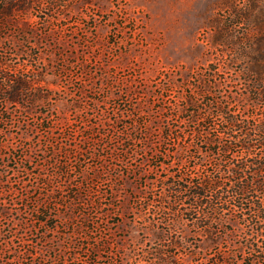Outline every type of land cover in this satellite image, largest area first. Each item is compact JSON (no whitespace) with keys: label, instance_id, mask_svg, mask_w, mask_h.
I'll list each match as a JSON object with an SVG mask.
<instances>
[{"label":"rangeland","instance_id":"rangeland-1","mask_svg":"<svg viewBox=\"0 0 264 264\" xmlns=\"http://www.w3.org/2000/svg\"><path fill=\"white\" fill-rule=\"evenodd\" d=\"M3 2L0 83L28 87L0 98V261L213 264L219 246L161 181L214 171L220 148L197 133L218 137V103L264 128V0H36L7 17ZM65 163L71 182L56 174ZM226 213L235 234L213 231L231 264H251L234 224L253 215Z\"/></svg>","mask_w":264,"mask_h":264},{"label":"trees","instance_id":"trees-1","mask_svg":"<svg viewBox=\"0 0 264 264\" xmlns=\"http://www.w3.org/2000/svg\"><path fill=\"white\" fill-rule=\"evenodd\" d=\"M34 1L36 0H4L3 17H7V15L11 16L16 12L26 11ZM6 81H11L12 83L10 85L0 83V98L3 96L6 102L9 103L18 102L19 97L22 95L23 88L28 87V83L25 80L11 79L10 77H6ZM215 109L218 113L226 116V119L221 125L222 130L219 131L218 137H210L209 133L205 131L206 129L197 133V138L206 135L209 145L215 147L219 146L220 148L218 152L213 150L210 151L211 154L216 156L222 155V159H218V163L215 164L214 171L211 172V174L207 172L206 175L200 176L197 182H195L193 178L189 180L185 177H179L176 174L166 177L164 181L161 182L163 188L171 194L170 200L172 204L181 203L182 205H189L187 212L189 214H191V212H196L198 216L192 221H195V223L199 225L201 231L206 230V232H208L210 245L207 248L213 247L212 249H215V246H219L217 247L218 251L205 259L207 263L231 264L222 243L226 240L225 236L235 234V229L228 230V227H226V225L224 226V224L232 222L233 219L232 217L225 218L228 214L226 212L230 209L234 210V212H241L242 221L247 220V218H244L247 212H250V214L252 213L253 216L251 220H249V227L243 228L239 220L235 221L234 226L239 227L243 232L242 235H244L245 244L240 245L241 251L243 252V249L248 248L252 257L254 256V258L250 259L252 261L251 264H261L264 261V241H260L264 240V128L262 126L250 125L248 121L234 116L231 113L230 107L224 105V103H218ZM131 126H135V124ZM230 127L242 134L235 135L229 132L228 130ZM173 131L174 127L169 125L164 129L163 134L171 138ZM259 132H262L263 135L259 136ZM166 137L164 138L166 139ZM257 137L259 139H257ZM224 138H226V140H224ZM178 139L182 142L186 137H178ZM134 140L135 139L130 136L126 139V141L129 142H133ZM235 145L248 151V158H254L256 161L250 164L247 160H244L245 158L243 157H237L235 160L226 159L225 155L229 154ZM256 146L259 147L258 153H252ZM188 149L189 148L182 149L183 152L180 153L178 157V165L183 163V155H189L191 157V153ZM58 152L60 151L56 153ZM56 174L66 179V182H71L68 163L62 165ZM256 195L260 198L257 202L253 199ZM46 209L49 208L46 207ZM6 215L5 209L2 208L0 217H6ZM48 216V220L45 219L46 224H49L50 220L55 218L50 217L49 219ZM236 218L237 217H235V219ZM45 220L42 222H45ZM214 221L215 223H220L222 225L221 227L227 231L225 236L220 237L217 235L218 233L216 231H213L212 224ZM205 222H210L211 224L209 223L206 225ZM210 232H212L213 235H210ZM96 250L100 251L99 248ZM248 258L249 257H246L240 260L241 264H247ZM160 260H162V258L157 259V261ZM235 260L239 261V256H237ZM0 264L4 263L0 261ZM159 264H163L162 261H160Z\"/></svg>","mask_w":264,"mask_h":264}]
</instances>
